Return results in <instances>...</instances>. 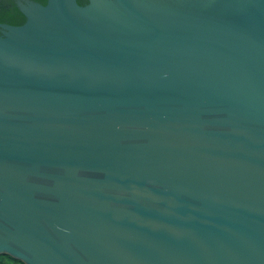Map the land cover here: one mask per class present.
<instances>
[{"label": "water", "instance_id": "1", "mask_svg": "<svg viewBox=\"0 0 264 264\" xmlns=\"http://www.w3.org/2000/svg\"><path fill=\"white\" fill-rule=\"evenodd\" d=\"M0 253L264 264V0H0Z\"/></svg>", "mask_w": 264, "mask_h": 264}, {"label": "trees", "instance_id": "2", "mask_svg": "<svg viewBox=\"0 0 264 264\" xmlns=\"http://www.w3.org/2000/svg\"><path fill=\"white\" fill-rule=\"evenodd\" d=\"M8 261H5L4 259ZM0 264H24L21 260L14 257L8 256L6 254L0 253Z\"/></svg>", "mask_w": 264, "mask_h": 264}, {"label": "rangeland", "instance_id": "3", "mask_svg": "<svg viewBox=\"0 0 264 264\" xmlns=\"http://www.w3.org/2000/svg\"><path fill=\"white\" fill-rule=\"evenodd\" d=\"M5 261H8L6 258L4 259Z\"/></svg>", "mask_w": 264, "mask_h": 264}]
</instances>
